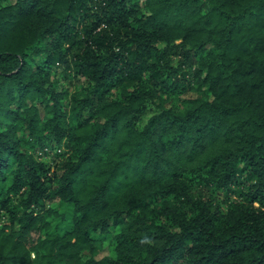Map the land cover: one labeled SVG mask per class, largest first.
Wrapping results in <instances>:
<instances>
[{
	"label": "trees",
	"instance_id": "16d2710c",
	"mask_svg": "<svg viewBox=\"0 0 264 264\" xmlns=\"http://www.w3.org/2000/svg\"><path fill=\"white\" fill-rule=\"evenodd\" d=\"M0 264H264V0H0Z\"/></svg>",
	"mask_w": 264,
	"mask_h": 264
},
{
	"label": "rangeland",
	"instance_id": "374dc122",
	"mask_svg": "<svg viewBox=\"0 0 264 264\" xmlns=\"http://www.w3.org/2000/svg\"><path fill=\"white\" fill-rule=\"evenodd\" d=\"M179 63H176L175 65L178 66ZM195 69L193 70H184L187 72V80L190 81L192 83L193 86L198 87V83H197V77L195 76V72H194ZM200 91L201 89L198 88ZM74 90V88H73ZM45 161H49V158H44ZM53 208L58 212L59 215L61 214H66L67 218L70 219L71 218V214H72V209L67 206V205H61L59 204L58 202L57 203H54L53 205ZM60 221H53V226H56V224H60L59 223ZM70 225V222L69 220H66L64 223H61L60 225V229L62 230L63 228H69ZM102 242H103V252L101 254V257H104V256H113L114 255V245L112 244V241H111V238H102Z\"/></svg>",
	"mask_w": 264,
	"mask_h": 264
}]
</instances>
